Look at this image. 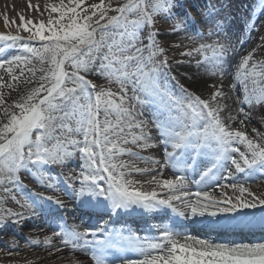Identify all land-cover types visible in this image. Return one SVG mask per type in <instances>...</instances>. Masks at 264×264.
<instances>
[{"label":"rangeland","instance_id":"1","mask_svg":"<svg viewBox=\"0 0 264 264\" xmlns=\"http://www.w3.org/2000/svg\"><path fill=\"white\" fill-rule=\"evenodd\" d=\"M243 1L249 3L247 10L230 21L231 9ZM257 5L264 7V0H82L72 15L54 25L0 34V56L24 55L0 65V171L9 181L0 187V216L8 218L9 227L19 233L12 217L27 218L37 207L51 211L56 199L82 202L87 191L98 193L99 202L107 193L115 203L130 205L165 198L163 193L175 189L171 184L183 181L169 169L159 170L166 147L157 131L166 126L179 130L194 145L192 151H208L225 179L213 193L190 186L184 198L167 201L178 208L189 202L187 211L193 215L264 212V191H258L264 185V18ZM249 31L258 32L251 43L245 38ZM230 38H241L246 47L231 64L226 89L212 81L199 90L180 67L224 57L222 41ZM41 55L51 60L35 59ZM229 90L235 92L232 103L241 106L236 122L246 120L255 136L229 132L232 121L223 125ZM148 111L157 117V131L147 120ZM54 122L50 136L43 138V128ZM165 173L176 182L165 181ZM236 177L239 181H230ZM158 180L168 186L156 185ZM225 188L239 191L237 197L229 195L231 206L223 202ZM60 220L56 225L69 238L75 236L65 214ZM101 222L97 230L84 227V238H102L107 223ZM12 241L0 234L3 245ZM29 243L26 236L19 241L20 247ZM59 243L66 245L65 240ZM7 252L0 249V256ZM18 258L2 263L17 264ZM190 262L264 264V259L238 256L215 263L185 253L166 264ZM59 264H92V259L84 254ZM136 264L165 263L147 258Z\"/></svg>","mask_w":264,"mask_h":264},{"label":"bare ground","instance_id":"2","mask_svg":"<svg viewBox=\"0 0 264 264\" xmlns=\"http://www.w3.org/2000/svg\"><path fill=\"white\" fill-rule=\"evenodd\" d=\"M81 1L82 0H0V34H11L20 32L28 33L29 29L36 25H54L61 20L67 19L70 15H72L78 8L79 3ZM248 4V2L243 1L240 4L238 3V8H232L231 12L233 11L234 13H230L229 15L230 21L237 19V13H245ZM256 9L259 11L260 18H264L263 5H261V7L257 5ZM257 34L258 32L248 33L246 37L248 41H250L249 43L253 42V40L256 39ZM222 42L226 50L224 57L210 58L211 60L202 61V63H192L191 65L180 67L182 70L187 71L190 74V78L194 80V83L196 86H198L199 90H202V86H206L212 81L216 83L217 86L220 84L222 86V89H226V86L228 85V77L232 70L231 64L234 63L235 58L239 55V51H242L246 47L245 42L241 41V38H230L227 39L226 42ZM23 57L24 55L21 53H7L5 55L0 56V65H2L4 62H17L18 60H22ZM35 59L40 62H46L49 61L50 55H41L36 57ZM215 66L220 71L216 70ZM90 72H93V69H91ZM171 75L172 74L170 73V76ZM94 77L98 78L99 73H96ZM228 95L230 96L227 97L228 102H226L227 105L225 107L226 113L223 115V121L220 120V123L222 121L223 125L225 126L227 124H230L229 122L227 123L225 121H232V124L229 125V132L230 130L237 129L240 131V133L247 132L249 134L248 138L249 136H255V132L253 133L250 130L251 128L248 123H246V120L236 122V117L241 106L238 101H236V104L232 103V97L235 100L234 91L229 90ZM209 108L212 112V107ZM145 117L146 116L144 115L143 118ZM148 118L150 120L151 125L155 124L156 120L154 117L149 116ZM55 124L56 122H54L51 126H45L43 128V138L46 139L50 136V128L54 127ZM200 124L201 126H204L202 122H200ZM172 131L178 132L176 128H174ZM161 133V136H163V134L165 133L167 135L168 132L161 131ZM45 147L46 149L48 148L47 145ZM188 149L190 150L191 148ZM157 151L158 145H154L153 147H151V156ZM185 152L187 153L185 157H180V159H184V161L187 163L189 161V156L192 157V155L187 151ZM192 160L195 159L192 157ZM196 162L202 163L204 165H207L208 163L207 160H200L199 158L195 161V163ZM164 168V166H161L159 167V170H164ZM5 176L6 173L4 174L0 171V187L9 185V181L5 178ZM162 178L165 179V181H167L168 183L176 182L171 181L173 179L172 176L166 173L163 175ZM155 184L168 186L166 182H162L161 180H158V183L156 182ZM171 186L175 189H171L163 193L166 194L165 198H174L177 195H184L183 191L188 187V184L184 182H176L171 184ZM263 186L264 185H261L258 191H264ZM205 189L209 190V187H206ZM79 190L80 187H78L75 191L77 193H81V191ZM211 191L213 193V189ZM251 192H254L255 194L257 193V191L253 189L251 190ZM237 193H239L237 189L232 192L231 188H225V190L222 192L224 197L223 202L231 206V204L233 203L229 201L228 197L233 195L234 197H237ZM104 194L105 200L103 202L96 201L98 193H94V196H92V193H90L89 191L85 193V198L82 203L76 202L72 199H68L66 202H63L60 199H56L54 201L57 206L56 209L64 208V212L67 215L69 227L75 232V237L72 240H68L67 244L63 247H60L61 245L59 243V241L63 240L65 237V235L62 234V228L60 226H57L55 222H49L51 219H60L58 217V210L52 209L51 211H43L39 207H37L35 211L30 212L27 218H21V215L12 217V219H14L15 224L18 225L21 229L19 233L13 228H10L9 223H7L8 218L6 219V217H3L1 215L0 234H4L13 241L7 245H3L2 243H0V249L9 251L0 256V264L6 263H2L3 259L10 260L13 257L19 256V254L20 258L16 259L17 264H59L63 263L64 260L68 259H73L74 261L84 254L91 255L84 242V240L86 241V239H83V235L85 234L83 230V225H85V219H94L92 223L90 222V227H96L97 225H101V220L106 219L105 216H108L112 208H117L118 211H125L126 207L128 208V205L120 206V204L115 203L111 199V197L107 195V193ZM158 198H160V196H158ZM96 202L98 203V205H96ZM93 203L95 204V206H90V204ZM261 204L262 203H260L259 205ZM64 205L66 206L63 207ZM139 207L142 209H147V204L143 202L142 204H139ZM183 207H188V204H183L182 208ZM116 221L118 220H110L107 225V231L120 227L118 224L120 222L115 223ZM255 221H264V217L258 216L256 217ZM151 224L155 227V229H163V224H165L163 222V214H161L159 218L152 217ZM148 228L149 226L145 229ZM23 229L27 230V232L25 233ZM54 229L58 231V234L52 232V230ZM150 233L152 235L154 234L153 232ZM215 234L218 236L224 235L227 237L230 235L234 238L244 239L245 242H240V244H227L225 241H218V243H211L210 241L204 242L196 237L188 236L183 232H176L173 233L170 238L164 239L161 244H159L158 242L155 248H151L150 251H153L155 253L157 252L158 254H155L150 258L151 260L155 258V261L161 260L165 264L170 263L171 260H173V257L177 255H183L185 253L190 254L192 258H205L215 263L219 260L225 262L229 258L238 256H247L248 258L258 257L260 258V260L264 259V227H261L260 225H255L253 222H250L242 226L235 227L231 230H225V232L222 234L218 231H215ZM25 236L31 243L26 246L23 245V247H20L19 241L25 238ZM13 237H16V239ZM254 238H261V241L253 240ZM41 240H45L46 243L43 245L42 243H40ZM99 243L103 245V248H105L103 240L100 239L96 242V244ZM172 247L174 248V250H172ZM107 248L112 249V247ZM165 251H167L168 254H160ZM151 253L152 252H150V254ZM146 256L148 257V254L142 255L140 259L145 258ZM135 261L137 260H128L126 262L124 261L118 264H136ZM190 264L194 263L190 262Z\"/></svg>","mask_w":264,"mask_h":264}]
</instances>
